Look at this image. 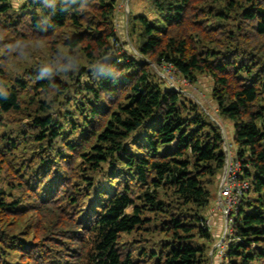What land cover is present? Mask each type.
<instances>
[{
    "label": "trees",
    "instance_id": "16d2710c",
    "mask_svg": "<svg viewBox=\"0 0 264 264\" xmlns=\"http://www.w3.org/2000/svg\"><path fill=\"white\" fill-rule=\"evenodd\" d=\"M145 1L134 53L117 0H0V264L203 263L222 136L152 64L210 76L248 184L226 264H264V0Z\"/></svg>",
    "mask_w": 264,
    "mask_h": 264
},
{
    "label": "rangeland",
    "instance_id": "374dc122",
    "mask_svg": "<svg viewBox=\"0 0 264 264\" xmlns=\"http://www.w3.org/2000/svg\"><path fill=\"white\" fill-rule=\"evenodd\" d=\"M25 0H11L12 5L14 8H18L21 2ZM142 7H141V5ZM138 7V8H136ZM147 7V2L145 0H117V7L115 9V18L114 22L116 24V29L118 35L120 37H124L125 41L128 42L129 47L136 53L134 49V45L131 43L129 36H128V22L130 15L136 12H144L147 17H151V13L145 10ZM136 8V9H135ZM145 10V11H144ZM37 52L36 56L42 55L45 56L46 46L43 45L41 42H36ZM25 61V59L21 57H17L15 59L16 65ZM152 70L156 74V79L159 82L164 83V85L168 88L174 89L181 93L180 98L184 102L187 109L192 106L197 107V109L206 116V119L209 122H212L216 125L219 129L220 134L222 136V148L225 153V162L221 172L215 178L214 183L209 185L211 189V201L208 209L204 212L205 215V227L208 228L210 237L205 238H197V242L205 248L206 258L202 264H226L225 260V250L229 244V238H227V230H225V222L224 216H222L220 211V201H219V188L220 185L226 183L230 173L226 170V166L232 165L233 171L239 169V161H234V154L236 146L232 142V126L229 121L223 119L216 108V104L211 95V89L213 86V82L207 74H197L196 79L194 81H188L185 77L175 73L170 67L165 65H156L152 64ZM72 109V106H70ZM19 125L15 124L14 128H17ZM13 128V125L11 126ZM134 139L138 138L139 136H134ZM128 147L131 150L137 152L135 148L130 143H127ZM174 144H172V147ZM225 171V172H224ZM124 174L121 173V177ZM225 176V177H224ZM3 175L0 172V180L2 179ZM99 178V174L94 176L93 182ZM95 193V184H93L92 194L91 197ZM91 200V199H90ZM86 210L87 207L83 206ZM145 239H148V236H145ZM157 240V239H155ZM18 256V255H17ZM16 256V257H17ZM16 257L9 255L7 259L16 261Z\"/></svg>",
    "mask_w": 264,
    "mask_h": 264
},
{
    "label": "built area",
    "instance_id": "2783aa9c",
    "mask_svg": "<svg viewBox=\"0 0 264 264\" xmlns=\"http://www.w3.org/2000/svg\"><path fill=\"white\" fill-rule=\"evenodd\" d=\"M226 170L230 173V175L226 183L220 185L218 197L220 201L221 214L224 216V222L226 226L225 230L230 232L231 229L228 228L230 224V215L235 212L236 204L239 202L242 193L247 189L248 184L247 181L239 179V169L235 170L234 172L232 165L230 164L229 167H225V171Z\"/></svg>",
    "mask_w": 264,
    "mask_h": 264
},
{
    "label": "bare ground",
    "instance_id": "6f19581e",
    "mask_svg": "<svg viewBox=\"0 0 264 264\" xmlns=\"http://www.w3.org/2000/svg\"><path fill=\"white\" fill-rule=\"evenodd\" d=\"M126 43V42H125ZM123 45V44H122Z\"/></svg>",
    "mask_w": 264,
    "mask_h": 264
}]
</instances>
